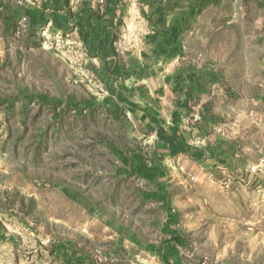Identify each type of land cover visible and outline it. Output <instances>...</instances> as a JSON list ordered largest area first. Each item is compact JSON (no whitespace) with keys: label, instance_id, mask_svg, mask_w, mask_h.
Masks as SVG:
<instances>
[{"label":"rangeland","instance_id":"374dc122","mask_svg":"<svg viewBox=\"0 0 264 264\" xmlns=\"http://www.w3.org/2000/svg\"><path fill=\"white\" fill-rule=\"evenodd\" d=\"M44 1L0 0V13ZM117 1L134 3L140 17L152 4L193 7L197 16L196 32L183 38L185 57L207 85L182 127L199 155L156 161L181 254L193 264H264V0ZM41 28L40 46L69 56ZM27 34L21 16L11 31L0 19L3 44ZM6 50L0 45V264H123L110 261L108 239L123 231L120 223L132 229L140 222L147 239L158 242L156 227L166 213L145 195L154 180L131 157L146 146L100 112L88 125L72 112L54 111L59 101L52 93L72 88L83 96L84 90L72 78L56 83L49 59L28 55L20 94L14 80L20 65L4 63ZM101 129H113L112 142H102ZM142 161L154 163L148 156Z\"/></svg>","mask_w":264,"mask_h":264},{"label":"crops","instance_id":"0c3cea01","mask_svg":"<svg viewBox=\"0 0 264 264\" xmlns=\"http://www.w3.org/2000/svg\"><path fill=\"white\" fill-rule=\"evenodd\" d=\"M192 9L152 4L146 15L140 17L134 3L126 7L117 0H45L38 6L0 13L6 31L12 30L20 16L26 18L28 26L23 40H6V44L0 41L4 51L6 46L11 47L1 54L4 63L20 65V77L14 79L20 94L26 93L23 89L27 86L28 71L24 65L29 64V56L49 59L56 72V83L61 85L63 80L72 78L84 90L83 96L72 88L52 93L54 100L59 101L57 107L52 105L54 111L72 112L74 118L88 125L100 112L110 126L122 127L123 134L146 146L142 152H132L131 157L139 172L143 168V173L154 180L145 195L153 198L152 205L165 210L161 225L156 227L160 240L147 239L140 222L135 221L137 225L132 229L120 223L119 229L123 227V231L117 229L108 236L113 252L110 261L193 264L181 254V236L172 225L173 209L157 177L162 169L156 163L184 154H190L192 159L199 155L182 127L185 116L200 106L195 101L207 85L204 72L185 57L183 38L190 39L197 30V16ZM48 21L63 31L73 56L55 54L40 46L36 30ZM122 37L123 47L117 48L115 42ZM39 74L35 76L40 78ZM40 95L48 98L51 93ZM113 133V129H101L102 142H112ZM179 147L182 150L176 152ZM115 151L113 148L112 153ZM146 156L153 160V166L143 163ZM148 215L147 224L154 225L156 220Z\"/></svg>","mask_w":264,"mask_h":264},{"label":"built area","instance_id":"2783aa9c","mask_svg":"<svg viewBox=\"0 0 264 264\" xmlns=\"http://www.w3.org/2000/svg\"><path fill=\"white\" fill-rule=\"evenodd\" d=\"M21 19L23 21L26 20L25 17H22ZM41 35L45 36L46 38L52 35L53 38H55L58 45L67 46V48H68L67 51L69 52V56L74 55L73 49L70 47L68 41L65 39V37L63 35V31L58 27H54V25L51 21L46 22L45 25L42 26ZM123 43H124V38L122 37L115 42V45L117 48H122ZM60 54H62V53H60Z\"/></svg>","mask_w":264,"mask_h":264},{"label":"trees","instance_id":"16d2710c","mask_svg":"<svg viewBox=\"0 0 264 264\" xmlns=\"http://www.w3.org/2000/svg\"><path fill=\"white\" fill-rule=\"evenodd\" d=\"M180 150H182V149L179 147V148H176L175 151L177 152V151H180ZM141 170H143V168Z\"/></svg>","mask_w":264,"mask_h":264}]
</instances>
